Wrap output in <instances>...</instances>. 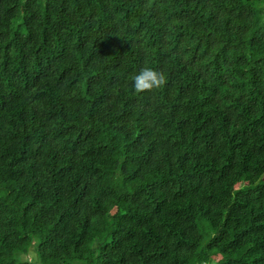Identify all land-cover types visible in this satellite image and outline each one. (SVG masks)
<instances>
[{
  "label": "trees",
  "instance_id": "obj_1",
  "mask_svg": "<svg viewBox=\"0 0 264 264\" xmlns=\"http://www.w3.org/2000/svg\"><path fill=\"white\" fill-rule=\"evenodd\" d=\"M0 264H264V0H0Z\"/></svg>",
  "mask_w": 264,
  "mask_h": 264
},
{
  "label": "clouds",
  "instance_id": "obj_2",
  "mask_svg": "<svg viewBox=\"0 0 264 264\" xmlns=\"http://www.w3.org/2000/svg\"><path fill=\"white\" fill-rule=\"evenodd\" d=\"M133 81L134 89L139 93L162 87L166 82V78L162 72L145 67L133 77Z\"/></svg>",
  "mask_w": 264,
  "mask_h": 264
},
{
  "label": "rangeland",
  "instance_id": "obj_3",
  "mask_svg": "<svg viewBox=\"0 0 264 264\" xmlns=\"http://www.w3.org/2000/svg\"><path fill=\"white\" fill-rule=\"evenodd\" d=\"M26 257L29 258V259H32V260L34 259V255H32V254H29Z\"/></svg>",
  "mask_w": 264,
  "mask_h": 264
}]
</instances>
